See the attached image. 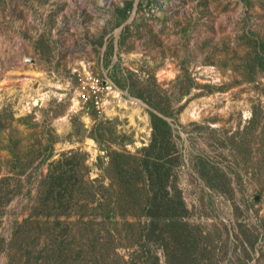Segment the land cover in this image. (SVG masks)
Masks as SVG:
<instances>
[{"label": "rangeland", "instance_id": "obj_1", "mask_svg": "<svg viewBox=\"0 0 264 264\" xmlns=\"http://www.w3.org/2000/svg\"><path fill=\"white\" fill-rule=\"evenodd\" d=\"M81 66L111 86L101 113L77 99ZM150 112L170 127L165 149H147ZM155 158L196 232L179 264H264V0H0V264H28L38 224L99 220L94 193L144 224ZM102 244L96 264L134 252Z\"/></svg>", "mask_w": 264, "mask_h": 264}, {"label": "trees", "instance_id": "obj_2", "mask_svg": "<svg viewBox=\"0 0 264 264\" xmlns=\"http://www.w3.org/2000/svg\"><path fill=\"white\" fill-rule=\"evenodd\" d=\"M150 120L153 128V139L147 149L152 151L156 148L165 149L163 145H161V147L158 146V141L161 138L162 141H164V138L170 133V127L167 121L153 112H150ZM152 161V168H154L152 171L155 175L150 176L147 182L148 185L145 186L146 191L144 193V198L135 202L136 206L143 202V205L140 207L146 211L143 220L144 224H141L139 214H134L135 216L133 217L137 219L135 222L126 221L127 216L119 214L118 207L122 199L121 195L119 197L117 194H112L110 196L111 199L107 200L105 196L103 198L98 193H94L93 199H95L98 206L104 210L100 219L98 220L93 216H89L88 219H86V216L82 215L75 221H72L74 223H64L62 225L60 224L61 222L49 220L48 225L43 228H40L41 224H38L36 228L39 229V233L35 236L38 240L41 239V241L44 240V242L41 244V247H38L36 250L34 247L26 248V262L28 264H39L40 259L44 258V260L47 261L46 264H51V260H49L48 256L51 255L52 258H57L55 248L50 246L52 239L58 246L57 253L67 250V253L70 255L66 256L67 260L63 259V255H60L61 260L63 259L65 264H96L95 259L98 261V258L92 256L91 253L95 252L94 249L97 247L96 242L102 244L103 241L105 249L107 248L113 252H116L119 247L122 248L127 246L134 249L133 255L130 256V261H126L124 258L119 257L120 264H160L158 256L153 251L155 243L164 251L166 262L168 263L174 259L177 260L178 264L179 261H182L180 258H173L177 251L180 254H186V250L188 251L193 248V250L189 252H194L197 248V242L195 241L196 239H194L196 232L192 231L185 220H183V215L186 213L185 203L180 196L179 198L171 195L168 196L169 192L167 188L164 187L165 182L162 174L163 166H161L159 158H155V160ZM147 162H149L150 166L151 162L149 159ZM159 184L160 189L157 188L155 191L153 187ZM129 185L131 186L130 183ZM47 196V198H52L49 197L51 196L49 193ZM86 205H91L90 201L87 202ZM70 215L71 214H68L66 217L68 218ZM31 217L33 216H30V218ZM26 222L28 223L30 221L26 220ZM95 222L100 224L98 228L95 227ZM56 224L62 225V230L57 231ZM125 226L129 227V229L125 230ZM86 231H90L91 234L93 233V238L87 237L88 242H85L83 237ZM125 231L126 233L129 231L132 233L130 238L132 239L131 242L124 237L123 234ZM70 233H72L71 238L73 239L70 238ZM28 234L31 235V232L28 231ZM107 235L111 237V245H109L107 239H105ZM115 235H118V239H121L120 241L118 240L119 244H116L117 239ZM74 240L78 243V245L75 246V250L70 245L72 244L70 242ZM122 241L128 242L124 243ZM170 241L174 246L173 254L167 252V250H169ZM87 247H90V249H87ZM116 257L118 258L117 255ZM191 261H193L192 257H190V262Z\"/></svg>", "mask_w": 264, "mask_h": 264}, {"label": "built area", "instance_id": "obj_3", "mask_svg": "<svg viewBox=\"0 0 264 264\" xmlns=\"http://www.w3.org/2000/svg\"><path fill=\"white\" fill-rule=\"evenodd\" d=\"M73 77L77 99L101 113L106 102V96L111 89L109 83L104 81L98 74L88 70L86 66L76 69L73 72Z\"/></svg>", "mask_w": 264, "mask_h": 264}]
</instances>
